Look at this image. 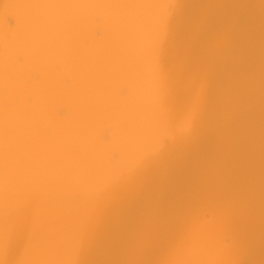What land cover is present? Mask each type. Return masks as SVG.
I'll return each instance as SVG.
<instances>
[{
	"label": "bare ground",
	"instance_id": "1",
	"mask_svg": "<svg viewBox=\"0 0 264 264\" xmlns=\"http://www.w3.org/2000/svg\"><path fill=\"white\" fill-rule=\"evenodd\" d=\"M0 264H264V0H0Z\"/></svg>",
	"mask_w": 264,
	"mask_h": 264
}]
</instances>
